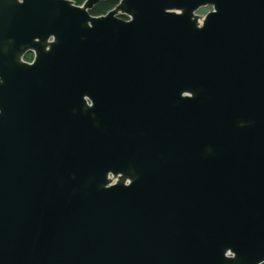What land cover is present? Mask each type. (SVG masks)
Returning a JSON list of instances; mask_svg holds the SVG:
<instances>
[{
	"label": "water",
	"instance_id": "1",
	"mask_svg": "<svg viewBox=\"0 0 264 264\" xmlns=\"http://www.w3.org/2000/svg\"><path fill=\"white\" fill-rule=\"evenodd\" d=\"M0 264H264V0H0Z\"/></svg>",
	"mask_w": 264,
	"mask_h": 264
},
{
	"label": "trees",
	"instance_id": "2",
	"mask_svg": "<svg viewBox=\"0 0 264 264\" xmlns=\"http://www.w3.org/2000/svg\"><path fill=\"white\" fill-rule=\"evenodd\" d=\"M76 5H81L84 0H72ZM115 6L114 1H105L97 4L92 10L93 15H103Z\"/></svg>",
	"mask_w": 264,
	"mask_h": 264
},
{
	"label": "rangeland",
	"instance_id": "3",
	"mask_svg": "<svg viewBox=\"0 0 264 264\" xmlns=\"http://www.w3.org/2000/svg\"><path fill=\"white\" fill-rule=\"evenodd\" d=\"M209 10H211L210 7H204V8L199 9L196 13L202 16L203 14L207 13Z\"/></svg>",
	"mask_w": 264,
	"mask_h": 264
}]
</instances>
